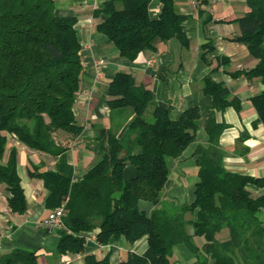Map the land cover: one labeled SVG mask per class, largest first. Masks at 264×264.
<instances>
[{
    "label": "trees",
    "instance_id": "1",
    "mask_svg": "<svg viewBox=\"0 0 264 264\" xmlns=\"http://www.w3.org/2000/svg\"><path fill=\"white\" fill-rule=\"evenodd\" d=\"M150 3L111 0L94 14L106 17L97 30L132 62L143 52H155L159 41L177 38L184 46L189 44L183 29L186 17L177 11L176 0H161L157 19L150 16ZM247 5L249 12L236 20L241 35L235 40L258 61L246 76L264 85V0H247ZM76 23V16L56 13L55 0H0V184L9 193L11 212L23 215L29 209L18 173V149L9 148L13 140L56 160L54 169L34 168L29 174L44 182L46 209L63 207L66 212L60 255L84 253V234L95 232L100 245L122 237L134 244L148 237L144 254L130 253L116 264H170L172 249L179 244L194 254L195 264H264V194L248 189L264 188V177L226 169L220 147L225 123L213 118L208 122L209 146L196 151L199 180L191 205L175 210L166 205L151 215L139 208L142 201L160 203L170 177L169 160L179 159L195 142L201 108H189L171 119L150 87L138 83L130 72H119L110 83L112 126L87 141L98 160L76 179L69 148L57 141L60 132L72 139L83 132L74 114L82 72ZM203 91L212 96L218 111L236 106L222 83L206 78ZM252 103L264 125V90ZM127 112L133 119L120 137ZM136 146L141 147L139 154L134 153ZM128 165L136 168L131 179L125 177ZM188 212L195 219L187 221ZM85 263L112 264L107 257L99 260L94 255H87ZM0 264H39L37 251L14 249L0 255Z\"/></svg>",
    "mask_w": 264,
    "mask_h": 264
},
{
    "label": "crops",
    "instance_id": "2",
    "mask_svg": "<svg viewBox=\"0 0 264 264\" xmlns=\"http://www.w3.org/2000/svg\"><path fill=\"white\" fill-rule=\"evenodd\" d=\"M111 0H55L56 13L60 16H76V30L82 45V72L80 91L74 104L76 122L83 128L82 134L72 139L60 132L58 143L69 148L68 161L74 166L76 179L82 178L96 163L98 157L87 148L101 129L112 126L108 108L109 85L119 72H130L138 83L146 84L155 95L156 103L168 109L169 117L178 119L189 108H201L199 129L192 143L179 159H170V177L160 203L154 205L142 201L139 208L151 215L162 206L174 210L191 205L195 185L199 180L196 151L209 146L206 127L210 119L225 123L228 128L220 136V147L225 151L224 164L227 170L255 178L264 177V125L258 122V113L252 99L264 90L258 78L250 79L246 73L258 61L246 45L235 39L241 35L236 22L249 12L247 0H176L177 11L186 17L183 29L188 39L184 46L177 38L159 41L155 52L141 53L132 62L120 55L111 40L97 30V25L106 17L94 15L95 11ZM150 16L157 19L162 10L161 0H151ZM154 60V63H150ZM101 62V64H99ZM210 78L224 84L230 91L236 106L223 111L213 108V98L204 93V80ZM127 120L120 130L123 136L133 115L127 112ZM123 119V118H122ZM124 122V120L122 121ZM18 149V173L29 204L28 211L14 214L8 205L9 193L0 184V255L17 248L37 251L39 264H86L85 257L108 258L112 264L126 261L130 253L142 255L148 248L145 236L134 244L125 238L100 245L95 232L85 233L87 244L84 253L58 254L61 239L59 230L46 229L42 222L52 211L46 209L48 191L41 179L30 176L34 168L39 172L52 170L56 160L52 156L34 151L15 141L9 148ZM136 146L134 153L139 154ZM136 168L128 165L126 179L135 176ZM254 195L264 194V188L249 185ZM195 215L186 214L192 221ZM192 233L191 226L187 228ZM196 242H202L197 238ZM196 257L184 244L173 247L170 264H195Z\"/></svg>",
    "mask_w": 264,
    "mask_h": 264
},
{
    "label": "built area",
    "instance_id": "3",
    "mask_svg": "<svg viewBox=\"0 0 264 264\" xmlns=\"http://www.w3.org/2000/svg\"><path fill=\"white\" fill-rule=\"evenodd\" d=\"M154 60H151L150 63H154ZM101 64V62H99ZM66 216V212L63 207L57 208L54 212L51 213V215L45 219L42 222V225L46 228L49 229L50 231L52 230H59L62 231L65 228L64 225V217Z\"/></svg>",
    "mask_w": 264,
    "mask_h": 264
}]
</instances>
